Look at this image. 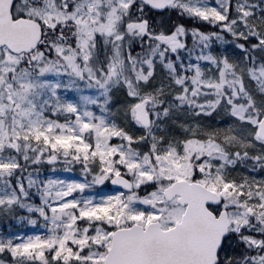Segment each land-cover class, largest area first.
<instances>
[{"label":"snow or ice","instance_id":"1","mask_svg":"<svg viewBox=\"0 0 264 264\" xmlns=\"http://www.w3.org/2000/svg\"><path fill=\"white\" fill-rule=\"evenodd\" d=\"M0 264H264V0H0Z\"/></svg>","mask_w":264,"mask_h":264}]
</instances>
